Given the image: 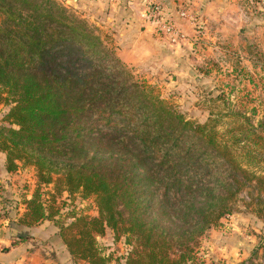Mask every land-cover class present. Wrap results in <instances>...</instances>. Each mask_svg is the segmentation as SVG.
Listing matches in <instances>:
<instances>
[{
  "label": "trees",
  "instance_id": "obj_1",
  "mask_svg": "<svg viewBox=\"0 0 264 264\" xmlns=\"http://www.w3.org/2000/svg\"><path fill=\"white\" fill-rule=\"evenodd\" d=\"M0 17V101L10 103L0 152L7 171L35 170L29 198H6L25 206L8 227L52 222L74 263L111 264L97 242L106 228L128 245L122 264L191 262L237 194L264 180L253 170L264 159V114L254 122L228 108L222 131L212 115L185 119L56 0H0ZM90 196L94 216L69 209Z\"/></svg>",
  "mask_w": 264,
  "mask_h": 264
},
{
  "label": "rangeland",
  "instance_id": "obj_2",
  "mask_svg": "<svg viewBox=\"0 0 264 264\" xmlns=\"http://www.w3.org/2000/svg\"><path fill=\"white\" fill-rule=\"evenodd\" d=\"M56 1L95 29L131 79L150 85L185 119L204 122L212 115L222 131L230 119L223 116L228 108L244 113L254 122L264 114V0H233L232 10L224 16L208 10L211 17L199 15L201 19L192 24L193 30L182 27L185 40L177 43L147 23V14L143 17L133 9L127 13L118 9L117 5L124 1L129 5L127 2L136 0ZM187 7L192 13L191 6ZM144 23L149 26L145 33ZM123 51L134 57L126 59ZM77 63L81 72L89 70L84 62ZM0 96L6 94L2 92ZM4 102L0 101V125H8L4 114L10 103ZM105 130L108 135H117L110 128ZM129 147L137 150V142L130 140ZM253 170L264 176V159ZM60 196L63 199L65 195ZM96 208L93 196L69 201V209L75 212L94 216ZM221 219L197 239L193 260L187 264H212L215 260L219 264H264V180L245 186L237 194L232 212ZM113 237L112 229L106 228L97 242L112 257L111 264H122L127 244L124 238L116 241ZM210 239L224 242L226 254L218 256Z\"/></svg>",
  "mask_w": 264,
  "mask_h": 264
},
{
  "label": "crops",
  "instance_id": "obj_3",
  "mask_svg": "<svg viewBox=\"0 0 264 264\" xmlns=\"http://www.w3.org/2000/svg\"><path fill=\"white\" fill-rule=\"evenodd\" d=\"M77 3L79 0H72ZM108 0H105L107 3ZM167 7L175 8L181 2H189L192 14L197 16L196 19H201V15L208 14V10L217 11V16H224L232 10L233 0H164ZM147 0H136L129 5H117L113 3L112 6H118V9L123 13L131 12L141 13L143 17L146 16L145 4ZM108 6V5H107ZM173 19L176 23L186 30H193V25L178 17L176 10H171ZM200 15V16H199ZM211 17V16H210ZM207 20V19H206ZM206 20L204 21L206 23ZM148 23V22H147ZM144 23L147 32L149 26ZM185 23V24H184ZM142 25V24H141ZM191 26V27H190ZM126 59L134 57L133 54ZM2 107V106H1ZM28 174V175H27ZM35 172L32 166H18L14 171H7L5 168V153L0 152V231L2 237L0 238V264H76L72 261L70 254L66 250L62 241L58 236L57 227L50 221H43L33 227H22L20 229L13 227L9 228V224L16 220L25 211L23 203H19L18 208H10L6 198L12 197H26L29 198L35 186ZM24 182L29 185L23 184ZM222 220V219H221ZM15 235H21V238L11 239ZM214 243L218 256L226 254V247L224 242L210 239ZM5 248V249H3ZM219 251V252H218Z\"/></svg>",
  "mask_w": 264,
  "mask_h": 264
},
{
  "label": "built area",
  "instance_id": "obj_4",
  "mask_svg": "<svg viewBox=\"0 0 264 264\" xmlns=\"http://www.w3.org/2000/svg\"><path fill=\"white\" fill-rule=\"evenodd\" d=\"M245 1L248 3L252 0ZM187 6H189L188 1L181 2L174 10H176L179 18L194 24L196 16L189 11ZM145 9L147 22L165 34L171 42L177 43L179 40H185L186 32L183 30L181 24L175 22L170 8L166 6L163 0H147ZM127 249L128 245H126ZM212 264H219V262L215 260Z\"/></svg>",
  "mask_w": 264,
  "mask_h": 264
},
{
  "label": "water",
  "instance_id": "obj_5",
  "mask_svg": "<svg viewBox=\"0 0 264 264\" xmlns=\"http://www.w3.org/2000/svg\"><path fill=\"white\" fill-rule=\"evenodd\" d=\"M2 237V231H0V238Z\"/></svg>",
  "mask_w": 264,
  "mask_h": 264
}]
</instances>
